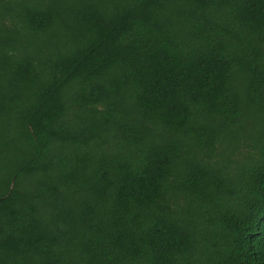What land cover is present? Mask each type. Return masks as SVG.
Returning <instances> with one entry per match:
<instances>
[{
  "label": "trees",
  "instance_id": "16d2710c",
  "mask_svg": "<svg viewBox=\"0 0 264 264\" xmlns=\"http://www.w3.org/2000/svg\"><path fill=\"white\" fill-rule=\"evenodd\" d=\"M0 264H264V0H0Z\"/></svg>",
  "mask_w": 264,
  "mask_h": 264
}]
</instances>
